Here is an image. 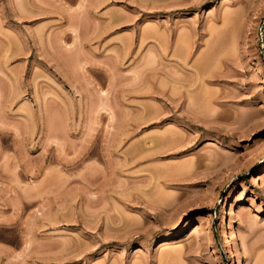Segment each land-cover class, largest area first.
Segmentation results:
<instances>
[{
	"label": "rangeland",
	"instance_id": "1",
	"mask_svg": "<svg viewBox=\"0 0 264 264\" xmlns=\"http://www.w3.org/2000/svg\"><path fill=\"white\" fill-rule=\"evenodd\" d=\"M263 104L264 0H0V264H264Z\"/></svg>",
	"mask_w": 264,
	"mask_h": 264
},
{
	"label": "bare ground",
	"instance_id": "2",
	"mask_svg": "<svg viewBox=\"0 0 264 264\" xmlns=\"http://www.w3.org/2000/svg\"><path fill=\"white\" fill-rule=\"evenodd\" d=\"M264 105V104H263ZM264 107V106H263ZM231 209H230V211H231V214H233L234 213V203H232V205H231V207H230ZM237 209V208H236ZM226 218V217H225ZM168 244H170V242L168 243ZM168 244H164V246L166 247V245H168ZM172 244V243H171ZM169 246V245H168ZM167 246V247H168Z\"/></svg>",
	"mask_w": 264,
	"mask_h": 264
}]
</instances>
